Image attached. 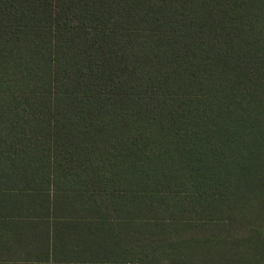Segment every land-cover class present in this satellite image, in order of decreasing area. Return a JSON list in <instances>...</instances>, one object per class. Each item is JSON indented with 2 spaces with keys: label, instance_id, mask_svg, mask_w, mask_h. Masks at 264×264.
<instances>
[{
  "label": "trees",
  "instance_id": "1",
  "mask_svg": "<svg viewBox=\"0 0 264 264\" xmlns=\"http://www.w3.org/2000/svg\"><path fill=\"white\" fill-rule=\"evenodd\" d=\"M0 264H264V0H0Z\"/></svg>",
  "mask_w": 264,
  "mask_h": 264
}]
</instances>
